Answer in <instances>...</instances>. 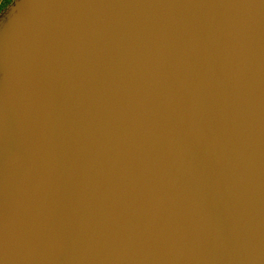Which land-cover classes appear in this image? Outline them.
Masks as SVG:
<instances>
[{
	"label": "water",
	"instance_id": "1",
	"mask_svg": "<svg viewBox=\"0 0 264 264\" xmlns=\"http://www.w3.org/2000/svg\"><path fill=\"white\" fill-rule=\"evenodd\" d=\"M0 262L264 264V0H13Z\"/></svg>",
	"mask_w": 264,
	"mask_h": 264
},
{
	"label": "rangeland",
	"instance_id": "2",
	"mask_svg": "<svg viewBox=\"0 0 264 264\" xmlns=\"http://www.w3.org/2000/svg\"><path fill=\"white\" fill-rule=\"evenodd\" d=\"M12 2L13 0H0V16L5 12Z\"/></svg>",
	"mask_w": 264,
	"mask_h": 264
},
{
	"label": "snow or ice",
	"instance_id": "3",
	"mask_svg": "<svg viewBox=\"0 0 264 264\" xmlns=\"http://www.w3.org/2000/svg\"><path fill=\"white\" fill-rule=\"evenodd\" d=\"M0 264H2V262H0Z\"/></svg>",
	"mask_w": 264,
	"mask_h": 264
}]
</instances>
